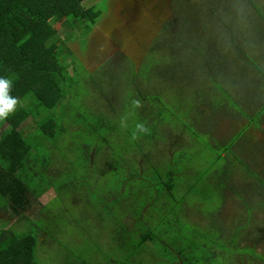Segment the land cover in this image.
Instances as JSON below:
<instances>
[{
	"label": "rangeland",
	"instance_id": "1",
	"mask_svg": "<svg viewBox=\"0 0 264 264\" xmlns=\"http://www.w3.org/2000/svg\"><path fill=\"white\" fill-rule=\"evenodd\" d=\"M257 1H252L253 5L238 0L237 6L234 1L230 5L233 13H237L236 19L229 16L228 24L234 26L235 39L227 35L225 28L220 38L213 28L202 31L208 23L195 19L192 9L186 13L182 28L190 29L188 38L198 43L199 54L206 56L209 53L216 64L217 59L221 60L213 70H218L219 78L229 89L227 93L207 96L205 69L202 73L195 69L199 86L203 87V92L196 88L202 92L201 101L207 97L210 105L218 106L232 101L231 96L251 89L248 80L254 79L255 68H260L257 66L264 62V2ZM108 2L84 1L85 6L94 5L100 10L102 20L110 14ZM242 8L246 10L243 14ZM240 21L247 23L245 28L239 25ZM220 25L224 27L226 22ZM61 28L63 26L59 25L58 29ZM100 29L101 25L96 26L90 33L92 41H98L96 34L99 33L96 32ZM76 41L69 42L73 50L79 47ZM152 42L153 39L147 45L146 41H140L138 53L133 55L134 61L127 56L125 61H119L114 54L120 49L111 52L109 57H113V63L117 62L111 72L108 64L101 65L107 57L85 54L86 63L79 59L84 69L72 84L66 85L65 105L57 108L53 122L45 117L47 112L40 110L39 118L30 114L23 124L22 134L29 145L31 160L22 174L30 190L26 193L28 202L21 212L28 219L17 223L9 209H0V227L10 228L17 235L35 234L38 228L45 231L39 237L41 242L34 247L36 264H228L232 262L230 253L239 256L245 251L224 249L225 253L218 256L210 253L212 247L222 248L220 244L226 239L220 237L218 226L201 229L194 219L198 216L196 210L202 206L199 202L207 206L213 203L197 192L189 193L198 176L204 178L205 187H213V181H209L212 173L203 174L204 167L209 164L200 148L203 139L185 147L182 137L176 139L180 129L185 141L197 134L189 118L183 117L188 113L194 95L182 91L186 94L180 96L177 88L182 82L176 68L179 63L166 68L167 51H150ZM178 49L172 46L173 55H179ZM243 55L250 57L251 68L239 73ZM187 59L194 62V54L184 53L178 57L184 62ZM128 62L130 67L138 65L136 81L139 90L148 98L147 106L128 86L131 71ZM153 64L160 74L175 68L173 80L158 79L154 71L149 73ZM192 70L193 67L189 71L188 67L183 68L187 74ZM241 74L245 79L239 78ZM258 74L262 78L261 73ZM92 77L101 81L105 78L103 90L112 101V111L105 107L98 83L92 82ZM153 87L159 90L156 92L159 100H153ZM134 100H139L141 106L136 107ZM182 120L186 121L183 129ZM138 122L145 123L149 133L137 132L135 125ZM111 124H115L113 133ZM172 140L175 143L172 144ZM142 154H148L150 158L138 166L136 158L143 160ZM130 174H134L135 179H131ZM202 178L196 187H201L198 183ZM166 184L172 185V192L166 190ZM184 195L186 197L181 199ZM3 205V198H0V206ZM189 213L191 219L187 217ZM219 223L221 226L222 221ZM146 234L152 239L141 243V236ZM247 253L253 256L252 252Z\"/></svg>",
	"mask_w": 264,
	"mask_h": 264
},
{
	"label": "trees",
	"instance_id": "2",
	"mask_svg": "<svg viewBox=\"0 0 264 264\" xmlns=\"http://www.w3.org/2000/svg\"><path fill=\"white\" fill-rule=\"evenodd\" d=\"M84 1L0 0V78L11 81L9 94L18 100L16 109L8 116L7 120L0 121V198H3L4 201V205L0 206V209H9L12 216H15L17 223L20 220L28 219L21 211L28 202L26 193L30 190L27 181L22 177L24 168L26 165H29L31 160L29 145L22 134L23 124L30 114L34 118H39L40 110L47 112V116L45 117L50 122H53L52 118L55 117L57 108L60 105H65L63 102L66 99L65 88L68 87L66 85L72 84L74 78L78 77L81 73L80 71L84 69L79 59L83 60L86 58L87 55L85 56V54L91 53L89 55L91 56L94 54L93 52H97L98 43L90 45L92 38L90 33H92L96 26H102L103 20L99 17L101 15L100 10L95 8L94 5L85 6ZM233 1L237 6L238 0L173 1L172 17L162 24L161 29L153 38L152 45L149 48L154 53H157L159 50L167 51L166 55L169 57L167 58L166 68L171 64L173 67L175 62L179 63L176 68L181 77L179 81L182 83L178 85L177 91L181 97L186 94L182 93V91H190L191 96L194 95L189 105V111L183 117L189 118L194 129H197L196 137L199 136L200 128L204 125L203 123L210 116H217L220 110L216 106L210 105L208 102L209 98L207 97L200 102L202 99L200 93L203 92V87L199 86V75L195 69L201 73L204 71L202 69H205V75L208 79L204 87L209 90L207 96L211 97L217 90L224 91L225 88L221 85L223 79L219 78L218 70H213L214 65H220L221 60L217 59L216 64L209 53L206 56L201 55V53L199 54L197 49L198 43L188 38L190 29L182 28V24L184 23L183 21H186V15L192 9V13L196 15L195 19H201L208 23L207 26L201 29L202 31L213 28L215 32L216 30L218 31L220 38L221 32L224 33L225 28L227 35L234 39V26L228 25L230 23L229 16L237 18V13H233L232 7L230 8ZM246 1L254 5L253 0ZM223 2L224 6H222ZM216 6L218 7L216 8ZM233 8L235 9L236 7ZM221 9L224 10L221 11ZM241 11V14H243L246 10L242 8ZM225 22L226 25L221 27L220 24ZM59 25H62L63 28L58 29ZM75 39L79 46L77 50H73L69 45V42H73ZM172 46L179 48L177 51L179 55H173ZM190 52L194 54V62L188 59L185 62L178 60L179 56L184 53L189 54ZM81 54H84L85 57ZM117 56L119 61H125V55L123 56V54L118 53ZM112 59L113 57H107L106 61L101 64L104 66L108 64L110 72L112 69V71L115 70L113 65L117 63H113ZM161 59L163 60V58ZM83 61L85 62V59ZM187 62L189 65H182ZM122 66L125 67L124 64ZM127 66L130 67L129 62ZM184 67H188V71L190 67H193L194 70L187 74L183 72ZM130 68L131 71L127 78L128 86L133 88L136 97H139L143 102L142 104L147 106L149 104L148 98L139 90L140 85L136 81L139 72L134 67V64ZM175 70V68L166 69L167 72L165 74H160L153 64L149 73L152 71L157 72L156 77L158 79L165 78V81H172V78L175 76L173 71ZM239 78L245 79V75L241 74ZM91 80L96 84L98 83L97 88L100 89V97L106 103L105 107L111 109L112 101L105 90H103L105 88V78L101 81L92 77ZM196 88L201 89L202 92L200 91L199 93V90L196 91ZM153 91L155 92L153 100H159V97L156 96L158 94L156 92H159V90L153 87ZM198 94L199 96L197 97ZM203 104H207L208 107L205 108ZM230 104L234 106L233 111L235 110L236 113L243 115L248 111L246 106L243 107L245 104L242 102L238 106L237 102L231 101ZM263 109L264 104L256 114L251 116L252 118L250 117L252 119L250 122H253V118H256ZM109 111H112V109ZM180 122L183 129L186 121L182 120ZM5 123L7 124L6 127L3 126ZM99 124L102 125L101 120ZM155 124L157 125V122ZM110 130L111 133L115 131V124L110 125ZM182 133L181 129L179 133H176L177 140L181 139V137L183 138ZM209 133L211 134V132H207L206 134ZM170 138L172 139V137ZM202 139L203 146L201 145V147L203 149V147L209 146V140L206 138ZM173 143H175L174 140H172ZM137 145L139 146V144ZM228 146L226 144L225 149ZM183 147H185L184 144ZM210 149L212 150L211 147ZM220 150H222V147H220ZM142 157L143 160L140 159L141 157L136 158L138 166H142L150 158L148 154H142ZM221 157V151L208 155L205 160L209 164L204 167L203 174L212 173L220 165L218 162ZM133 175L130 174L131 179H135ZM200 178L202 176H198L197 181ZM202 179L204 180V178ZM197 181L190 186L189 191H199V187H196ZM200 181L198 184H200ZM166 190L169 193L172 192V185L166 184ZM207 191V187H200V193L203 196H207ZM183 198L182 196L181 199ZM43 232L45 231L38 228V232L35 234L17 235L10 228L0 227V264H36L34 262L33 251L35 245L41 242H39V237L45 234ZM151 239L152 237L149 234L142 235L141 243ZM178 259L181 260V257Z\"/></svg>",
	"mask_w": 264,
	"mask_h": 264
},
{
	"label": "crops",
	"instance_id": "3",
	"mask_svg": "<svg viewBox=\"0 0 264 264\" xmlns=\"http://www.w3.org/2000/svg\"><path fill=\"white\" fill-rule=\"evenodd\" d=\"M233 19H236L235 16ZM239 23L242 28L247 24L244 21ZM241 61V72L249 66L251 68L249 56L245 58L243 55ZM257 67L260 68H255L254 79L248 80L251 89L244 94L231 96L232 101L238 103L237 106L240 102L245 104L243 107L246 106V113H236L233 111L234 106L230 104L231 101H226L216 106L220 110L217 116H210L202 122L204 125L200 128L198 137L193 135L185 141L183 136L184 146L191 145L200 138L209 140L212 150L209 146L203 147L204 157L221 151L222 157L218 162L220 165L209 175L213 187L207 186V196L200 193V187L197 192V195L207 198L208 201L211 199L213 203L207 201V206L199 202L202 206L196 210L198 216L194 219L201 225V229L208 227L210 230L212 228L209 226H218L220 237L226 239V242L220 244L222 248L212 247L211 253L218 256L219 253H225L224 249L230 252L236 249L246 251L241 252L239 256L230 253L232 262L228 264H264V260L260 259L264 258V110L250 122V117L264 104V62ZM258 73H261L262 78H259ZM221 83L224 91L217 90L215 93L229 92L226 82L222 80ZM204 107L208 105L205 104ZM207 132L211 134H206ZM192 139L193 142L190 143ZM226 144L229 146L225 149ZM203 181H200L201 188H204ZM189 215L187 217L191 219L192 216L190 213ZM247 252H252L253 256Z\"/></svg>",
	"mask_w": 264,
	"mask_h": 264
},
{
	"label": "water",
	"instance_id": "4",
	"mask_svg": "<svg viewBox=\"0 0 264 264\" xmlns=\"http://www.w3.org/2000/svg\"><path fill=\"white\" fill-rule=\"evenodd\" d=\"M141 3L142 5L140 6ZM148 4L149 0H146V2L144 0H111L110 14H108L107 18L103 20V25L107 24L108 22L113 23L114 21L118 22L119 20H122L124 17V15H122L123 11L126 9L129 13H131L132 11L135 12V17L137 20H133L132 27L135 31H140L141 34L135 38L127 39L126 42L125 40H123L121 44L119 42L113 41L112 43L107 41L105 44L107 46H103L99 43V37L103 36L102 30L100 29V32H96L99 33L96 34L98 41L96 42L91 40L90 42V45L98 43V47L96 48L97 52L93 53L95 55H103V57L106 58L110 56L111 52L115 51L116 49H120L125 55L129 57L131 61H134L133 55H135V53H138L136 49L139 47L140 41L142 43L146 41L147 45H149L151 40L161 29L163 22L171 17V0H151L150 7L145 10V15H147L150 20L148 22H143L140 17H138V8L144 6L148 7ZM114 43L116 46H113ZM128 44L129 47H126Z\"/></svg>",
	"mask_w": 264,
	"mask_h": 264
},
{
	"label": "flooded vegetation",
	"instance_id": "5",
	"mask_svg": "<svg viewBox=\"0 0 264 264\" xmlns=\"http://www.w3.org/2000/svg\"><path fill=\"white\" fill-rule=\"evenodd\" d=\"M144 1L146 2V0H144ZM150 1L151 0H149V4H148L149 6L148 7L144 6V7L138 8V10H139L138 17H140V19L143 22H148L150 20V18L147 15H145L146 14L145 10H147V8L150 7ZM142 3L140 4V6L142 5ZM108 5L111 9V0H109ZM172 10H173V0H171V17H172ZM122 15H124V17L122 16L123 19L121 18L122 20H119L118 22L114 21L113 23L108 22L107 24H104L102 26L101 30H102L103 36L99 37V43L101 45L107 46V45H105L107 41L112 42V43H113V41L119 42L121 44L123 40H125V42H126L127 39L137 37L141 34L140 31H135L132 27L133 20L134 19L137 20L135 17V12L132 11L131 13H129L125 9L123 11ZM168 20H166V21H168ZM166 21H164L163 23H165ZM126 47H129V44ZM115 52L116 53L114 55H117L118 53L125 55L121 50H116ZM125 56H127V55H125Z\"/></svg>",
	"mask_w": 264,
	"mask_h": 264
},
{
	"label": "clouds",
	"instance_id": "6",
	"mask_svg": "<svg viewBox=\"0 0 264 264\" xmlns=\"http://www.w3.org/2000/svg\"><path fill=\"white\" fill-rule=\"evenodd\" d=\"M10 89L11 81L5 78H0V121L7 120L8 116L15 110V107L18 104L17 98L12 97L9 94ZM133 104L136 107L141 106L139 100H134ZM135 129L140 133H149L150 131L143 122L136 123ZM133 138H135V133Z\"/></svg>",
	"mask_w": 264,
	"mask_h": 264
}]
</instances>
